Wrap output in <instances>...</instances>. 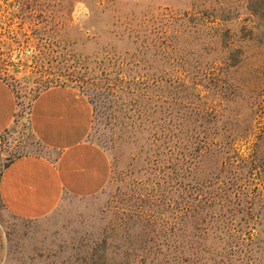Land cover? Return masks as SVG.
<instances>
[{
  "label": "rangeland",
  "instance_id": "1",
  "mask_svg": "<svg viewBox=\"0 0 264 264\" xmlns=\"http://www.w3.org/2000/svg\"><path fill=\"white\" fill-rule=\"evenodd\" d=\"M0 78L18 99L0 175L46 153L29 113L57 85L87 97L112 165L43 219L0 202V264L131 263L139 246L264 264V0H0Z\"/></svg>",
  "mask_w": 264,
  "mask_h": 264
},
{
  "label": "crops",
  "instance_id": "2",
  "mask_svg": "<svg viewBox=\"0 0 264 264\" xmlns=\"http://www.w3.org/2000/svg\"><path fill=\"white\" fill-rule=\"evenodd\" d=\"M18 99L0 78V136L14 125ZM35 140L46 153L12 159L0 175V202L12 217L36 221L51 215L66 198H88L108 185L112 165L91 142L94 111L87 97L70 85L40 92L29 113Z\"/></svg>",
  "mask_w": 264,
  "mask_h": 264
},
{
  "label": "trees",
  "instance_id": "3",
  "mask_svg": "<svg viewBox=\"0 0 264 264\" xmlns=\"http://www.w3.org/2000/svg\"><path fill=\"white\" fill-rule=\"evenodd\" d=\"M154 239H156L155 235ZM170 251L171 249H168L167 254H163L162 250H160V248L158 247L139 246L137 249L133 250V253H135V255L133 256L131 263H128L127 259H122L118 264H170L166 260H161L162 257L167 258L165 256H168V254H170Z\"/></svg>",
  "mask_w": 264,
  "mask_h": 264
}]
</instances>
